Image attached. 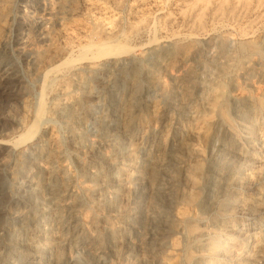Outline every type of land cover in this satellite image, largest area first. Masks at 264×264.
I'll use <instances>...</instances> for the list:
<instances>
[{
  "label": "rangeland",
  "instance_id": "obj_1",
  "mask_svg": "<svg viewBox=\"0 0 264 264\" xmlns=\"http://www.w3.org/2000/svg\"><path fill=\"white\" fill-rule=\"evenodd\" d=\"M0 264H264V0H0Z\"/></svg>",
  "mask_w": 264,
  "mask_h": 264
},
{
  "label": "bare ground",
  "instance_id": "obj_2",
  "mask_svg": "<svg viewBox=\"0 0 264 264\" xmlns=\"http://www.w3.org/2000/svg\"><path fill=\"white\" fill-rule=\"evenodd\" d=\"M207 1H208V0H207ZM107 42H108V41H107ZM91 60H92V59H91ZM41 107H42V106H41ZM40 111H41V110H40ZM40 111H39V112H40ZM40 114H41V113H40ZM31 131H32V129H31ZM33 131H34V129H33ZM160 179H161V178H160ZM153 189H154V188H153Z\"/></svg>",
  "mask_w": 264,
  "mask_h": 264
}]
</instances>
